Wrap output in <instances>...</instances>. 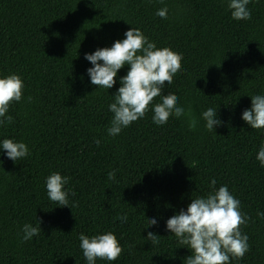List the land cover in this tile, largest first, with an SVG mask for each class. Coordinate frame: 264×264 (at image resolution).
<instances>
[{
    "label": "trees",
    "instance_id": "16d2710c",
    "mask_svg": "<svg viewBox=\"0 0 264 264\" xmlns=\"http://www.w3.org/2000/svg\"><path fill=\"white\" fill-rule=\"evenodd\" d=\"M164 6L166 19L155 15ZM248 7L251 18L236 21L226 0H0V73H19L25 82L0 139L24 140L31 150L17 163L0 156V264H85L79 233L104 230L122 245L111 264H183L190 250L176 244L165 221L209 191L213 178L250 217L240 226L249 250L230 264H264V217L257 216L264 212V167L255 158L264 129L241 119L248 94L264 93V0ZM131 24L182 57L164 94L172 92L197 118L217 108L223 123L216 133L202 121L189 130L183 117L156 126L149 111L107 135L119 81L109 91L91 85L84 53L123 39ZM112 169L116 177L108 180ZM57 170L70 177L72 208L47 198L44 179ZM145 215L158 225L141 228ZM37 219L39 236L22 243L21 226ZM148 230L160 235L158 244L145 241Z\"/></svg>",
    "mask_w": 264,
    "mask_h": 264
},
{
    "label": "clouds",
    "instance_id": "9594fccd",
    "mask_svg": "<svg viewBox=\"0 0 264 264\" xmlns=\"http://www.w3.org/2000/svg\"><path fill=\"white\" fill-rule=\"evenodd\" d=\"M249 3L250 0H226L231 18L236 21L250 19ZM167 14V6L155 11V15L162 19H166ZM131 25L124 32L123 39H116L110 46L97 47L92 52L84 53V59L91 64L86 69L91 85L109 91L119 81L120 86L111 93L113 99L108 104L111 117L107 135H119L134 121L144 118L149 111L152 123L156 126L165 125L169 117H183L189 130L195 129L202 121L207 132L216 133V128L223 123L217 108L208 106L197 118L192 115L191 108L182 105L172 92L164 94L165 87L172 84L173 77L180 71L182 57L170 47H158L141 28ZM124 66H128L127 72L119 76L118 70ZM24 89L25 82L21 74L0 73V127L13 123L14 118L9 109L12 104L22 102ZM248 95L251 97V106L242 111L241 119L251 129H264V93ZM157 97L158 101L154 99ZM94 143L99 145L100 140L95 139ZM30 154L31 150L24 140L7 136L0 139V156L14 163ZM255 158L260 167H264V140H261ZM115 177V169L107 172L108 180H114ZM69 180V176L58 170L50 172L44 179L47 198L56 207H71L69 197L75 193L66 187ZM257 216L264 217V212H257ZM127 219V213L120 216L121 222ZM249 220L248 214L242 212L240 200L229 190L228 185L217 187L213 178L210 190L201 195H192L186 208H180L166 219L165 228L175 237L179 247L190 250L183 264H230L231 260L242 258L249 250L248 235L242 233L240 228ZM40 225L39 219L36 224L24 223L18 233L20 241L23 243L38 237L42 230ZM157 225V217L145 215L141 228L151 229ZM159 236L148 230L144 237L153 246L159 243ZM78 240L85 264H96L98 259L111 264L122 252V245L112 230L97 231L91 235L81 232Z\"/></svg>",
    "mask_w": 264,
    "mask_h": 264
}]
</instances>
